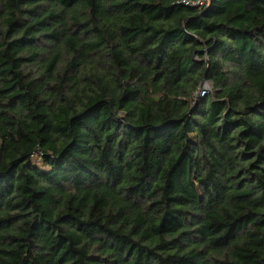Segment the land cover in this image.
Here are the masks:
<instances>
[{
    "label": "trees",
    "instance_id": "16d2710c",
    "mask_svg": "<svg viewBox=\"0 0 264 264\" xmlns=\"http://www.w3.org/2000/svg\"><path fill=\"white\" fill-rule=\"evenodd\" d=\"M0 264H264V0H0Z\"/></svg>",
    "mask_w": 264,
    "mask_h": 264
},
{
    "label": "built area",
    "instance_id": "2783aa9c",
    "mask_svg": "<svg viewBox=\"0 0 264 264\" xmlns=\"http://www.w3.org/2000/svg\"><path fill=\"white\" fill-rule=\"evenodd\" d=\"M210 0H177L179 4H182L184 6L188 7H198L201 8L206 6L209 3ZM208 90L202 85L200 89L197 92V96H203Z\"/></svg>",
    "mask_w": 264,
    "mask_h": 264
},
{
    "label": "rangeland",
    "instance_id": "374dc122",
    "mask_svg": "<svg viewBox=\"0 0 264 264\" xmlns=\"http://www.w3.org/2000/svg\"><path fill=\"white\" fill-rule=\"evenodd\" d=\"M203 86L208 90L209 92L211 91V84L210 83H204ZM198 97V96H197Z\"/></svg>",
    "mask_w": 264,
    "mask_h": 264
},
{
    "label": "water",
    "instance_id": "95a60500",
    "mask_svg": "<svg viewBox=\"0 0 264 264\" xmlns=\"http://www.w3.org/2000/svg\"><path fill=\"white\" fill-rule=\"evenodd\" d=\"M204 77H205V74H204V76H203V80H204Z\"/></svg>",
    "mask_w": 264,
    "mask_h": 264
}]
</instances>
